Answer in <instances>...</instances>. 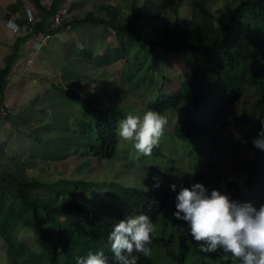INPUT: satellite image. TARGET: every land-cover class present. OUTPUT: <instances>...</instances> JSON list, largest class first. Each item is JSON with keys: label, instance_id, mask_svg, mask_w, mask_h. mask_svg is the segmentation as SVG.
Masks as SVG:
<instances>
[{"label": "trees", "instance_id": "obj_1", "mask_svg": "<svg viewBox=\"0 0 264 264\" xmlns=\"http://www.w3.org/2000/svg\"><path fill=\"white\" fill-rule=\"evenodd\" d=\"M26 1L36 16L29 19L22 3L9 6V20L25 33L16 36L0 70V118L15 138L9 145L5 137L0 146V240L7 264H156L151 254L158 245L174 263L185 264L194 238L207 241L221 264H233L227 242L240 240L242 229L230 214L205 211L187 196L174 202L169 224L161 213L174 194L153 181L155 175L160 182L166 175L161 171L172 167V140L195 142L197 148L213 146L217 156L238 150L248 163L243 180L214 174L205 180L209 188L226 184L239 195L248 184L253 191L245 196L256 202L264 197V0H230L220 16L210 9V0H143L139 7L133 0L126 7L133 16L130 21L122 18L126 9L118 1L74 0L68 12L82 5L90 8L73 21L61 13L59 22L55 18L65 0L48 6L42 0ZM84 26L102 29L109 47L89 38L60 55L66 76L54 91L71 102L58 101L55 110L53 98L24 106L31 93L24 92L17 107L7 105L8 77L23 47L37 37L43 49L66 28ZM184 53L185 59L179 60ZM166 55L178 57L180 65V87L173 92L166 88ZM152 59L162 61L160 70ZM92 73L113 87L110 102L105 91L104 98L96 96L101 84L95 83V93L90 91ZM154 114H171L176 121L170 119L169 129L149 132L145 123ZM235 124L250 134L229 138ZM137 134L157 145L155 155L163 165L151 162L149 168L133 161L136 155L119 156L134 145L130 137ZM26 136L29 141L22 139ZM184 150L194 153L191 145ZM237 153L227 160L230 167ZM8 157L21 160L24 169L11 167ZM39 162L60 177L44 176L47 168ZM127 162L137 177L131 183L126 182ZM100 164L108 167L97 172ZM121 167L127 174L121 176ZM36 170L40 176L34 175ZM260 182L261 189L255 187ZM214 194L207 191L201 198L213 203ZM236 201L241 202L239 197ZM249 219L246 238L255 248L264 206ZM27 233L43 247L29 246L23 236Z\"/></svg>", "mask_w": 264, "mask_h": 264}, {"label": "rangeland", "instance_id": "obj_2", "mask_svg": "<svg viewBox=\"0 0 264 264\" xmlns=\"http://www.w3.org/2000/svg\"><path fill=\"white\" fill-rule=\"evenodd\" d=\"M53 0H42L43 5L48 6L51 4ZM81 4L88 3L92 0H78ZM98 1H105V2H114L118 1L121 5V8H125L127 6H132L133 0H129L126 2V0H98ZM230 0H210L209 7L214 12L215 15H223L225 14L224 6L227 4V2ZM143 0H137L136 6L139 7L142 4ZM18 4L22 3V10L24 12L29 11L30 13H35V9L31 3H29L26 0H0V70L5 66V58L10 55L13 51V44L14 39L17 38L18 32L15 30L14 26L10 23L9 19L10 11L9 6L11 4ZM74 3V0H65V4L63 6V10L61 11L62 14L66 17V19L73 21L75 18H81L84 15V12L88 10L90 7L86 5H82L80 8L73 9V10H66L70 9L71 5ZM28 18H29V13ZM36 15L30 16V18L34 19ZM64 17V18H65ZM127 19V21H130L133 19L132 14L128 12V10H124L122 12V18ZM29 18V19H30ZM25 33V28H23L22 33L19 35H22ZM18 35V36H19ZM107 36L105 32H103L102 29L96 27H87L84 26L82 29H74V28H66L62 32H60L55 37H51V39L48 41L47 46H45L43 49L39 48L38 45L33 44V41H30L27 45L23 47V53L20 55L19 60L17 61L16 65H14V69L12 74L8 77V85L6 90V100L7 105L10 107H17L21 96L24 94V92H27L25 94H28L27 97H29L25 103L24 106H27V103L30 101H34V106H38V103H40L42 100L48 98H53L55 101V108H57L56 103L62 102L67 103L71 102L65 97H62L61 95L57 94L54 91V86L62 84L64 85L65 82V72L66 67L61 66L60 62L63 60L62 57H60L61 54H64L66 49L73 43H81L85 42V39H91L94 42L99 43L100 45H104L109 47V40L108 38L106 41L103 39V37ZM81 37H83L81 39ZM147 37V36H146ZM68 45V46H67ZM186 57V53L183 55H180L179 60H184ZM178 57H171V56H164L162 61L166 64V88L167 90L173 92L176 91L180 87V80L181 77L179 74V64H177ZM154 60V59H152ZM155 61V60H154ZM162 61H155L157 66L156 68L158 70L161 69L160 63ZM61 66V71L59 70V67ZM177 74V75H176ZM62 76L64 78L62 79ZM95 83L101 84L100 86L102 89L96 94V96H101L104 98L105 92L107 93V100L106 102H110V95L113 91V87H111L107 82H102L98 78L95 77V74L92 73V77L90 79V82L87 84L89 88L91 89V92H94V85ZM86 84H80V88L82 90L85 89ZM105 91V92H104ZM95 93V92H94ZM93 96V95H92ZM28 114V112H27ZM173 117V115H172ZM174 119V117H173ZM4 130V131H3ZM245 134H250L249 130L247 128L244 129ZM11 131L8 127V125L5 124L3 118H0V146L3 144V140L5 137H9L8 144L12 145L14 144L15 138H13L11 135ZM19 136V135H18ZM24 141H29V138L23 137ZM134 144V143H133ZM192 145H195V143H191ZM124 146H127L125 144H122ZM188 144L180 142L178 140H172L171 142V148H172V154L173 156L177 157L185 147H187ZM133 147H137L133 145L130 148H125L122 150L119 154V156L122 155H136L135 151H133ZM138 148H145V144L140 142ZM28 149V148H27ZM10 150V149H9ZM29 150V149H28ZM133 151V152H132ZM200 155H212L211 149H203L201 151H198ZM147 157L151 156V153L146 154ZM135 159V158H134ZM140 158H136V161L139 162ZM238 160L243 164H248L244 157H238ZM204 163L207 162L205 158L203 159ZM7 162L11 165V167H18L19 169L23 170L24 166L21 164V160L14 161L12 157L7 158ZM132 164L126 163V168L128 169V176L129 178L126 179L127 183L134 182L136 180V174H132L131 172V166ZM38 166L40 167H46V171H44V176H48L51 174L54 179L59 178L60 176L55 175L52 169H49L47 166V163H38ZM111 166V164H110ZM108 166H105L104 164L97 165L96 170L97 172H102L103 169H106ZM122 168V174H127L124 172V168ZM177 169V168H176ZM40 170H36L34 172V175H39ZM68 174H61V177H67ZM138 176V175H137ZM161 181L159 182L158 179L154 175V181L153 184L159 185L164 187L165 189L171 191L174 196L169 199V201L166 203V206L164 210L161 213V219L165 220L167 223L171 224L174 219V202L179 198H186L189 196V198L192 200V191L195 190V186L191 184L190 181L182 179L181 175L175 172H169L168 174L164 175L163 177H160ZM262 182L258 183L255 187H258L261 189ZM253 191L250 187H246V194ZM102 192V191H101ZM245 192H243V201L241 202V206H239L238 210L239 212L244 209V207L247 206L246 211L251 212L255 210L257 206H264V197L259 200V202L253 201L249 198V196H244ZM255 197V195L253 194ZM230 201L234 200V191L231 190H225L219 191L218 193V200L217 203L214 204H206L203 203L201 200H196V202L200 203V206L204 208L205 211H212L216 213V215H222V213L226 210L228 200ZM238 206V205H237ZM235 206V207H237ZM235 217L238 219L242 216L238 215V211L234 213ZM170 233H167L165 237H168ZM29 242V246L38 245L43 247V243H40L37 239V237L33 233H27L23 234ZM179 245V241L176 240L174 246L177 248ZM227 258L231 257L233 264H264V225L262 228V231L259 234L258 241L255 244V248H252V246L247 242L246 238V232L244 231L242 233L241 239L239 240H228L227 242ZM229 251V253H228ZM152 258L156 262V264H176L172 261V258H170L161 245H158L155 247V249L152 251ZM230 255V256H229ZM8 259L6 255V248L2 245V242L0 240V264H7ZM203 262H209L211 264H221V259L209 248V243L207 241H197V240H191V250L189 254V259L185 262V264H200Z\"/></svg>", "mask_w": 264, "mask_h": 264}, {"label": "clouds", "instance_id": "obj_3", "mask_svg": "<svg viewBox=\"0 0 264 264\" xmlns=\"http://www.w3.org/2000/svg\"><path fill=\"white\" fill-rule=\"evenodd\" d=\"M29 15L32 16V13L29 12ZM9 21L14 26V28H17V32L19 34L20 33L19 26L15 22H13L12 20H9ZM33 39H34L33 44H36L39 46V48H41L40 40L37 37H34ZM33 39H31L30 41H32ZM170 119L172 121H176V118L174 117V119H173L171 114L166 115V116L160 115V114H154L151 116L150 119L147 120L145 125L149 127V129H150L149 132H152V131L159 132L161 129H167V128L169 129L170 128V125H171ZM263 119H262V121H263ZM244 129L245 128H240L237 124H235L228 131L227 135L229 136V138L232 136H241L240 134L247 136L248 134L244 133ZM224 135H225V133L221 131L220 137L224 136ZM131 138H132V143H134V145L137 146V148H138L140 142L145 144V148H143V149L138 148V150L135 152L136 156L138 158H140L139 162H141L144 166H149V168H151V164H150L151 162L152 163L156 162L155 166L157 164L163 165L162 163H164V160L163 159L159 160V157L157 155H155V152L157 151V145L150 144L148 142V140H146V138L143 137L141 134L131 136L130 139ZM184 143L188 144L187 147H190V145L193 146V152L194 153L193 154L188 153L186 150H184L185 148H187V147H185L183 149V151L177 157H175L172 154V148L171 147L168 148V151L170 152L169 157H170L171 161L173 162V164L171 165L172 167L170 170L161 171V172H163L165 174H168L169 172H175V173L180 174L182 179L190 181L191 184H193L195 186V190L192 191V199L201 200L203 203H206V204L217 203L219 191H223V192H225V190H229V191L231 190L232 192L234 191V200L230 201V199L227 198V200H228L227 208L222 213V215L230 214V217L235 222H237L238 225L240 226V228L242 229V233L244 231L246 232V237H247V231H248V228L250 227V221H251L249 219L250 215L253 214L258 209L259 206H257L255 208V210H253L251 212L246 211L247 206L244 207V209H242L240 212H239L238 208H239V206H241V202L244 200L243 199V192H245V194H246V187H250V186L248 184H246L244 187H242V190H241L240 194L238 195V194H236L237 189L235 187L230 188L229 186H227L225 184L222 187H217V189H216V188H211V187L209 188L205 183V180L214 174L224 175L226 177H236V178H240L241 180H243L244 174L247 173V170L245 169V164L241 163L238 160V157H241L242 153H237L238 150H233L230 153H227L226 151H222L221 155L217 156L214 153V147L211 146L210 144H209L210 147L203 146V147L197 148L199 146L196 147L195 142H191V143H195V145H192L189 142H184ZM229 146H230V143L227 144L225 149L229 148ZM195 147H196V149H195ZM203 149H211L212 155H200L198 153V151H201ZM148 152L151 153V156H149V157L146 156V154ZM236 153H237V160L233 163V166L230 167L229 164L227 163V160L230 158H233L234 155H236ZM204 158L207 161L205 163L203 161ZM133 161H136V159H133ZM211 164H213L214 166H211ZM228 170H231L232 173L228 172ZM261 171L264 172V168L261 167ZM207 191H209L210 193L215 191L213 203H211V202L208 203V202H205L202 200L201 196L203 194H205ZM238 197L241 200V202L237 204L236 200ZM235 206H237V207H235ZM236 211H238V215L242 214V216L238 219L234 215V213ZM232 239H234V238H232ZM193 240H197V239L194 238ZM229 240H231V239H229ZM234 240H237V239L235 238Z\"/></svg>", "mask_w": 264, "mask_h": 264}, {"label": "built area", "instance_id": "obj_4", "mask_svg": "<svg viewBox=\"0 0 264 264\" xmlns=\"http://www.w3.org/2000/svg\"><path fill=\"white\" fill-rule=\"evenodd\" d=\"M64 11V10H63ZM61 11L57 14V16H56V18H55V21L56 22H59L60 21V16H61ZM15 30L17 31V28H15ZM46 40H47V37H44L43 38V42L45 43L46 42Z\"/></svg>", "mask_w": 264, "mask_h": 264}, {"label": "bare ground", "instance_id": "obj_5", "mask_svg": "<svg viewBox=\"0 0 264 264\" xmlns=\"http://www.w3.org/2000/svg\"><path fill=\"white\" fill-rule=\"evenodd\" d=\"M161 206V205H160ZM163 207V206H162ZM70 254V253H69ZM78 260V259H77ZM76 263V262H75ZM69 264V263H68Z\"/></svg>", "mask_w": 264, "mask_h": 264}]
</instances>
